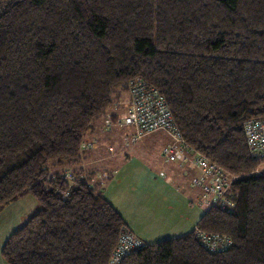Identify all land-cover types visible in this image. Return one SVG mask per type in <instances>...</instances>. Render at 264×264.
Segmentation results:
<instances>
[{"label":"trees","instance_id":"trees-1","mask_svg":"<svg viewBox=\"0 0 264 264\" xmlns=\"http://www.w3.org/2000/svg\"><path fill=\"white\" fill-rule=\"evenodd\" d=\"M137 80L228 173L233 206L177 237H136L116 264H264V159L244 131L264 119V0H0V211L38 203L2 247L8 264H111L130 229L83 148ZM206 233L232 243L210 250Z\"/></svg>","mask_w":264,"mask_h":264},{"label":"crops","instance_id":"crops-1","mask_svg":"<svg viewBox=\"0 0 264 264\" xmlns=\"http://www.w3.org/2000/svg\"><path fill=\"white\" fill-rule=\"evenodd\" d=\"M128 100H129V94H128V99H126V101H125L126 103H123L124 101L120 102L124 105V107L120 103L117 104V107L113 111V114L117 115L116 117H112L110 114V115L103 117L101 120H99L97 122L95 132H98V133H97L96 138L94 140L92 138H90V139L87 138V140H86V141H91L93 146L92 147L91 146H89V147L84 146V148H83L85 150L83 151V159H82L81 167L84 168L85 170H87L88 172L94 173V175H92L93 176L92 182L94 184L98 185V187L101 190H102V188L104 190V186L102 185L103 184L102 183L103 178L99 173L101 172V170L103 172H105L106 170L110 169L109 162L113 158V153L110 150L114 149V147H112V145L118 143L120 145V148L121 149L123 148V141H122L121 135H119L117 137V136H114L110 133L114 130H119L120 133L124 132V130L122 129V126L119 124V121H120V117L121 116L123 117V115L125 114V111L127 109ZM109 127L111 128V130H109ZM115 127H116V129H114ZM95 132L93 133L94 135H95ZM128 132L132 133L134 131H133V129H130ZM156 133H160V138L157 137L156 139H154V142L159 143L160 147L163 146V150L166 146L170 145L174 141V139L172 138V136L169 134L168 131L161 129V130H157V131H154V132H151L148 134H144L142 137H140L133 144H131L130 142L125 144L126 146H128L127 150L135 151L136 146L141 144L143 141H144V144H146V145L153 144V146H154L156 143L149 140L148 136L149 137L154 136ZM106 134H108L109 136H106ZM96 139H98V142L95 141ZM108 144H110L111 146L110 147L107 146ZM102 148H104V150ZM105 148L107 149V152H106ZM163 150H162L161 155L164 157L165 160L168 159L169 160L168 162H171L172 164H166L163 162L158 164L157 160H151L150 158H149L150 160H148V158L145 157V158H147L145 161L149 166H151L154 170L158 171L159 174H165L167 176L163 182L157 183V181H156V186L153 185V189L167 190V189H169V184H171L172 187H174L175 189H177L179 191L182 199L178 200L177 208L173 209L170 207V210H172V212L168 216L164 215V216L160 217V219H158V217L150 218V220L155 219V221H157V222L158 221H165V223H167L165 228L159 227V231H158L159 234L158 233L156 234V232L153 233V234H155V236L159 237L160 233H162V231H164L166 229L165 234H168L169 236L177 237V236L191 232L196 227V225L199 222L203 213L210 206L202 198L203 192H202L201 188L194 184L195 179L203 178L202 170L195 164V153L191 152V151H189V152H177L176 156H175L176 158L174 160H170L163 153ZM138 152H140V151H138ZM127 153H126V155H127ZM118 154L119 153H117V151H116V153L114 155H118ZM135 154H137V156H139L141 158L143 157L142 153H136V151H135ZM144 156H145V153H144ZM99 164H100V168L98 169L97 166H99ZM143 164L144 165L141 166L142 168H144L142 170V173L139 174L138 176H136L134 178V181L136 178L142 177L145 168H149L146 166L145 163H143ZM198 170H199V172H198ZM147 171H148V169H146L145 172H147ZM106 172H107L106 174H109L108 171H106ZM150 189L151 188H149L148 190H150ZM133 190L137 191L136 188H134ZM122 196L127 197V200L130 199L132 201H136L137 202L136 208L138 209V211H140L142 213L153 215V211L150 209V207H151L150 204H152V206H156V205L158 206V204L156 203L155 200L150 199L151 197H149V195H146V197L144 199H142L141 201L136 200V197L132 192L123 193ZM117 211L120 212L118 209H117ZM121 215H122V213H121ZM29 217H24V218H29ZM146 221H149V219H147ZM129 224H131L130 221L127 222L128 228L130 229V231L133 234H135L134 236L139 238L140 240H143L142 238H146L147 236H149L148 234L151 233L150 230L149 231L146 230L147 234L144 236L145 233L139 231L137 229V226H133L131 224V226H133V227H130ZM13 228L14 227H12L10 229L11 231H8V233H6V232L1 233L0 232V264H6L2 259L1 250H2V247L5 243V241L18 227H16V229H13ZM10 232H12V233H10ZM136 232H139V233H136ZM153 238H155V237H153ZM155 240L158 241L159 239L158 240L155 239ZM143 241H145V240H143ZM145 242H147V241H145Z\"/></svg>","mask_w":264,"mask_h":264},{"label":"rangeland","instance_id":"rangeland-1","mask_svg":"<svg viewBox=\"0 0 264 264\" xmlns=\"http://www.w3.org/2000/svg\"><path fill=\"white\" fill-rule=\"evenodd\" d=\"M126 99H128L127 94L124 95V98L122 100L124 101L123 103H126L125 102ZM127 110L128 109H126L123 117L122 116L120 117L121 118L120 120L124 119V117L127 115ZM114 129H116V127ZM122 129L124 130V132L120 133L119 130H114L110 133L117 137L121 135V138L123 141V148L121 149L118 143L112 145L114 149L110 151L113 153V158L109 162L110 169L106 170L109 172V174H106L107 172L106 171L103 172L102 170L99 173L103 178L102 185L104 186V190L102 188V193L122 213L123 217L125 218L126 223L130 221V223L133 226H137V229L139 231L145 233L144 236L147 234L146 230L148 231L150 230L151 233L148 234L149 236H147L146 238H142L143 240L147 242H155L156 241L155 239L161 240L167 237H173V236H169L168 234H165L166 229L162 231V233H160L159 237L155 236V234L153 233L156 232L157 234L159 231V227L165 228L167 223H165V221L157 222L155 221V219L150 220V218L158 217V219H160V217L164 215L168 216L172 212V210H170V207L173 209L177 208L178 200L182 199L179 191L175 189L174 187H172L171 184H169V189L167 190L153 189V185L156 186V181L157 183L163 182L167 176L165 174H159L158 171L154 170L151 166H149L145 160L148 158V160L150 159L157 160L158 164L162 162L166 164H172L171 162H168L169 161L168 159L165 160L164 157L161 155L163 146L160 147L159 143L154 142V139H156L157 137L160 138V133H156L154 136H150V137L148 136L149 140L156 143L154 146L153 144L146 145L144 144V141L138 146H136L135 148L136 153H142L143 155V157L141 158L137 156V154H135V151L127 150L128 146L125 145L128 143L126 136L129 133L128 131L131 128L122 127ZM109 130H111L110 127H109ZM97 133L98 132H95V135L91 134L88 137V139L92 138L94 140L97 136ZM106 136H109V135L106 134ZM95 141L98 142V139H96ZM87 142L88 143H86L85 146L89 147V144H92V143L91 141H87ZM131 144L133 143L131 142ZM107 146L110 147L111 145L108 144ZM102 149L104 150V148ZM84 150L85 149H83V151ZM116 151L117 153H119L118 155H114ZM106 152H107V149H106ZM144 153H145V156H144ZM143 163H145L146 166L149 168H145L142 177L136 178L134 181V178L142 173V170L144 168H142L141 166L144 165ZM97 167L99 169L100 164ZM146 169H148L147 172H145ZM148 187L151 189L148 190L149 189ZM134 188H136L137 191H134L133 190ZM127 192L129 193L132 192L135 195L136 200H139V201L144 199L146 195H149V197H151L150 198L151 200H155L158 206L157 205L152 206V204H150L151 205L150 209L153 211V215L138 211V209L136 208L137 207L136 201H132L130 199L127 200V197L122 196L123 193H127ZM37 206H38V203L31 194L22 196L16 201L11 202L7 206H5L0 211V232L8 233V231H11L10 229L12 227H14L13 229H16V227L21 226L26 221V219H28L24 217H29L30 215H32L38 208ZM147 219H149V221H146ZM131 224H129V226L133 227L131 226ZM136 233H139V232H136ZM1 253H2V250H1ZM3 261L6 264H8L4 259Z\"/></svg>","mask_w":264,"mask_h":264},{"label":"built area","instance_id":"built-area-1","mask_svg":"<svg viewBox=\"0 0 264 264\" xmlns=\"http://www.w3.org/2000/svg\"><path fill=\"white\" fill-rule=\"evenodd\" d=\"M127 103V115L120 120L122 127L133 129L129 133L130 143H135L144 134L164 129L169 132L174 141L166 146L163 153L174 160L177 152H189L194 149L185 141L173 113L164 95L155 87L137 80L133 82ZM244 131L250 151L256 157L264 159V119H249L244 124ZM195 164L201 167L209 181L197 179L202 190V198L209 206L219 205L221 209L233 206L227 193L230 186L228 173L215 163L209 161L199 152L195 153ZM203 244L210 250H222L231 245V239L219 234L206 233L201 235ZM139 245V241L131 232H123L119 245L112 254L111 264H116L131 249Z\"/></svg>","mask_w":264,"mask_h":264},{"label":"bare ground","instance_id":"bare-ground-1","mask_svg":"<svg viewBox=\"0 0 264 264\" xmlns=\"http://www.w3.org/2000/svg\"><path fill=\"white\" fill-rule=\"evenodd\" d=\"M131 232V231H130Z\"/></svg>","mask_w":264,"mask_h":264}]
</instances>
